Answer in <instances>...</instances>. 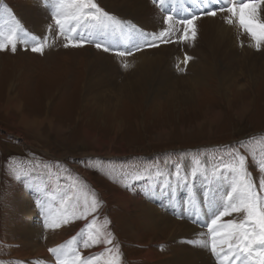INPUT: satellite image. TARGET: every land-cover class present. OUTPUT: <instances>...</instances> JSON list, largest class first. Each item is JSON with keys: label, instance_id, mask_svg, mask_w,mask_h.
I'll use <instances>...</instances> for the list:
<instances>
[{"label": "rangeland", "instance_id": "obj_1", "mask_svg": "<svg viewBox=\"0 0 264 264\" xmlns=\"http://www.w3.org/2000/svg\"><path fill=\"white\" fill-rule=\"evenodd\" d=\"M42 1L0 0V9L10 10L11 16L29 33V37L24 38L28 40L27 50L25 44L20 43L15 53L0 51V262L54 264L55 255L48 252L46 245L52 242L56 246L67 244L68 240L62 241V236L56 241L54 233L58 229L47 230L43 227L44 207L42 210L38 205L44 204V199H41V192L35 197L36 193L31 194L28 189L33 180L41 181L40 187L43 186L41 189L50 199L49 207L53 211L73 180L94 191L103 202L98 222L103 223L105 217L110 221L109 231L120 245V264H176L178 252L184 250L183 247L210 252L200 246L208 239L203 225L210 221L215 211L212 208L210 212L204 203L208 179L203 176L194 178L198 213L189 214L184 211L187 195L184 188L177 186L174 192H170L162 190L159 181H125L113 169H139L145 162H162L169 156L178 159L181 154H185L183 164L188 168L189 157L193 154L199 153L202 157L205 154L224 156L225 146L229 150L232 147L240 148L242 142L244 147L240 150L249 153L248 168L258 183L264 175L255 163L264 159V71H250L231 63L229 70L226 69L227 74H224L222 64L213 63L216 69L206 72L199 80V74L193 67L180 71L185 66H180L176 61L181 55L179 52L191 54L194 46L191 43L188 46L174 43L178 49L175 56L173 52L169 58L172 66L167 68L169 80L165 83L166 92L154 93L150 86L145 90H124L122 86H117L125 82L124 78L114 77V82L104 83L89 93L86 90L90 82L86 66L100 50L93 44L82 48H64L63 39L48 32V26L53 23L48 9L44 11L45 17L40 16L41 28L35 20L30 22L27 16L33 10L40 12L36 6H44ZM98 3L110 12L104 0H98ZM146 3L153 7L150 10L152 20L158 19L160 22L164 13L158 3H154V0ZM164 7L180 15L182 10H198L202 5L194 4L192 0H174L170 6ZM6 22L10 24L11 18L4 12L0 15V25L6 26ZM30 37H47L51 47L46 48L43 55L32 53ZM231 37L233 39V35ZM240 43H236L239 52ZM120 44L119 40L112 42L115 48ZM252 51L260 54L253 47ZM203 60L198 56L194 63L204 64ZM206 65L212 67L210 63ZM164 71L163 67L154 69L156 74ZM182 76L186 79L179 85L181 88L168 85L173 78L179 79L180 84L182 78L179 77ZM23 113L29 115L30 119L33 116L42 119L41 127L21 124ZM50 120L57 126L54 131L51 130ZM29 162L39 164V168L28 176L15 179L10 171L11 166H26ZM48 167L54 172L59 171L62 178H50L47 175ZM213 167H219L215 159L209 163L210 171ZM125 182L131 183L133 188L125 189ZM230 182L231 177L224 173L211 184L218 198L226 194ZM47 183H51L50 191L53 193L46 190ZM107 195H110V199L105 197ZM118 195H121V202ZM23 197L34 199L35 213L26 217L27 230L30 229L29 224L34 225L28 235L31 238L29 248L25 250L31 256L20 258L15 256L17 243L12 239L11 224L17 221L16 214L19 213V202L24 201L21 200ZM138 198L142 199V203H137L135 199ZM128 202H131L130 206H127ZM142 205L148 206L146 213ZM169 218L196 226L197 231L170 238L172 226L164 230L157 226ZM72 225L65 226L73 228L65 236L69 240L77 236L76 245H81V235L77 234L84 228V221H76ZM36 236L40 239L39 243L42 242V248H46L40 256L32 253L33 244L38 243ZM200 236L204 238L201 241ZM196 241L200 242L195 244ZM78 250L86 256H97L100 264H104L107 254L99 255L103 253V245L92 248L80 246ZM143 253L144 258L140 257Z\"/></svg>", "mask_w": 264, "mask_h": 264}, {"label": "snow or ice", "instance_id": "obj_2", "mask_svg": "<svg viewBox=\"0 0 264 264\" xmlns=\"http://www.w3.org/2000/svg\"><path fill=\"white\" fill-rule=\"evenodd\" d=\"M164 2L165 0H154L164 13L163 27L158 32L149 33L106 11L98 0H43L53 21L48 26V32L54 37L62 38L66 49L93 44L97 50L107 53L113 50L112 44L107 41L126 40L131 44L130 50L116 52L118 56L126 58L145 49L159 48L169 43H192L198 37L197 21L205 16H222L224 24L238 28L241 34L250 38L249 46L257 51L264 48V0H192L202 7L198 10H182L180 15L166 9ZM4 12L8 13L11 23L0 25V51L10 50L15 53L20 43H24L27 50L28 40L24 38L29 37V33L11 16L10 10L0 9V15ZM30 38L32 53L43 55L45 49L51 47L47 37ZM243 46L241 41V47ZM191 59L185 54V68ZM123 67L128 68L130 65L125 62ZM185 68L179 70L184 71ZM243 147L241 142L240 148ZM240 148L232 147L229 150L225 146V155L219 157L193 154L189 157L188 168L183 164L185 154H181L178 159L169 156L162 162H145L139 169L113 171L122 175L125 181H159L161 189L165 191L174 192L177 186L184 188L187 192L184 211L189 214L198 213L199 201L194 193L193 180L199 176L205 177L209 187L204 193V203L210 209L215 208V211L212 212L210 221L203 225L207 229L208 239L201 242L200 246L210 251L215 264H264V175L258 183L252 178L253 174L248 168L249 153L242 152ZM212 159H215L219 167H213L210 171L209 163ZM255 163L258 164L259 172L264 174V159ZM37 168L39 164L29 162L26 166L13 164L10 171L19 180ZM224 173L231 177V182L226 194L218 198L211 184ZM47 175L55 180L62 178L60 172H54L51 167L47 168ZM123 187L131 190L133 185L125 182ZM38 206L43 210V203ZM102 206V200L94 191L73 180L67 193L60 196L56 210L49 208L43 213V227L47 230H57L73 222L84 221V228L77 234L81 235V245L74 246L77 236H73L66 245L48 248V252L55 255V264H100L97 256H86L78 250L80 246L92 248L96 245L104 246L103 253L99 254H107L104 264H120V245L109 231L110 221L105 217L103 223L98 222Z\"/></svg>", "mask_w": 264, "mask_h": 264}, {"label": "bare ground", "instance_id": "obj_3", "mask_svg": "<svg viewBox=\"0 0 264 264\" xmlns=\"http://www.w3.org/2000/svg\"><path fill=\"white\" fill-rule=\"evenodd\" d=\"M146 1L148 0H104V3L106 4V8L110 12H112L113 14H117L118 17H121V18L124 17L125 20H127L126 18L130 19L131 20L130 22L135 24L138 28L146 32H149V33L158 32L160 30L159 28L163 27L162 19L160 22H158V19L152 20V17L150 15L152 11L150 10H152L153 7L151 5L149 7ZM173 2L174 0H165L164 5L170 6V4ZM36 7H37L36 9H39L40 12H35L36 10H33L32 12H30V16H27V18L30 20V22L35 20V22L41 28L42 21L40 20V16L45 17L46 14L44 11L45 9H48V8H46L45 5L44 6L39 5ZM48 12L50 13V10ZM197 27H198V37L195 40V42L191 43L192 47L194 46L193 51L190 52L191 54L187 52L186 53L179 52L181 53V55L179 54V56L177 57L178 60L176 61L179 63L180 66H184L183 58L185 54L192 57V59L189 61L188 65L186 66L185 70H189L193 67L197 71L196 73L199 74V77H198L199 80L202 77H204L202 75L207 74L206 72L208 71L213 72V69L214 70L216 69L215 68L216 66H214L213 63H217V64L221 63L222 64L221 66L224 67L223 69L224 74L225 73L227 74L226 69H228L231 63H237L238 65L242 66L243 69L248 68L250 71H252V69H257V70L261 69L262 71H264V60H263L264 48H262L259 51L260 54L253 52L252 47L249 46L251 44L250 38L246 36V34H241L238 28L224 24L222 20V16H217L215 18L205 16L202 19L197 21ZM233 31H234V34H233ZM231 35H233V39ZM115 40H119V39H110L107 42H110L112 44V42ZM119 41H121V44L118 46L119 48L117 46H116L117 48L112 46L113 50L107 53L100 50L99 53L95 54V59L92 57V61H90V63L86 66V72L90 78V82L88 83L86 90H89V93H91L93 92V89L97 90V88L100 87L104 83L114 82V77H117V78H122V80L124 78L125 82H123L121 85H117L120 87L122 86L124 90L125 89L145 90L146 87L150 86V88L154 90L153 91L154 93L166 92L167 87L165 88V83L167 80H169V78L167 77V74H168L167 68L168 67L170 68L172 66L171 59L169 58L173 52H174L173 55L175 56L176 50L178 49L175 47H177L178 45L174 43H169V44L161 45L159 48L145 49L141 52L135 53L131 57L122 58L118 56L116 52L120 50H126V49L130 50L131 44L128 43V41L126 40H123V41L119 40ZM236 41L237 42L242 41L244 44V47H239L241 48L240 52L238 51V46H236V43H237ZM183 44L184 43H181V45ZM185 45L188 46V43H185ZM153 51H159V53H153ZM183 51H185L184 48H183ZM238 53H239L238 55L239 57L236 56V54ZM194 54L196 55L195 57H194ZM198 56L200 59L202 60L204 59L203 60L204 64L194 63L195 59H197ZM125 62H127L130 65V67L124 68L123 64ZM206 63H210L212 67H209L208 65H206ZM206 66H208L210 69H208ZM157 67L159 68L163 67L165 69L164 73H158V74L154 73V69H157ZM179 78H182L180 81V84H178L179 79L173 78L172 80H170L172 82L169 83L168 85L169 86L172 85V87H175V88L180 87L179 85L182 84L181 82H183L184 79H186V77L182 76ZM101 92L106 93V91H101ZM107 93H108L107 95L109 96L112 95L110 92H107ZM114 95H116V93ZM11 104L12 103L10 102V105ZM20 119H21L20 120L21 124L34 125V127H41V123L43 122L42 119L35 118L34 116L30 119L29 115L25 113H23ZM50 122H51V130L54 131L53 129L56 128L57 126L53 123V121L50 120ZM40 184H41V181L33 180V182L28 185V189L30 190L31 194L36 193V195H34L35 197L37 196V194L39 195V193L41 192L40 196L42 198L39 197L37 200H39L40 198L42 200L44 199V204H43L44 210L43 211L45 212L50 208L49 207L50 199L43 191L44 189H41L43 186L40 187ZM46 190L48 192H51L50 191L51 183L46 184ZM105 197L107 199H110V195L109 196L107 195ZM118 199L120 202L122 201L121 195H118ZM21 200H24V201L19 202V209H18L19 213L16 214L17 221L15 224H11L13 225L11 226V229H12L11 231L14 235L12 239L14 238L17 243L16 247H14L16 250L15 256L20 257V258H25V257L31 256L30 253H27V251L25 250L29 248L30 244H28V241H30L31 238L30 236L28 237V235L30 234L31 227L34 226L33 224H29L30 229L27 230L28 224L26 223V217H27V214H29L30 216L33 214V212L35 213L34 211L35 202H34V199H32L31 197L29 199H26V197L25 198L23 197V199ZM135 200H137V203H142L141 198H138ZM129 204H131V202H128L127 206ZM142 206L144 210L148 208L147 205H142ZM147 211L148 210H145V213ZM149 211H151V209H149ZM209 211L211 212V209H209ZM161 223L162 224L157 225L159 228L162 227L161 230H164L169 225L172 226V229L169 234L170 238L176 235L191 234L197 231L196 226L190 225L191 226L190 228V226H188L187 223L183 221L180 223V221L174 220L173 218H169L167 219V221H162ZM38 231L39 230H37V232ZM72 231H73V228L70 229V228L62 227L61 229H58V231L54 233L56 241L59 238H61V236H62V241L68 240L65 235L67 232H72ZM204 231L207 233L206 227L204 228L203 232ZM139 238H140V235H139ZM198 238L200 241L204 239L203 236H200ZM36 239L38 243L33 242L35 243L33 244V246L35 247H34V252H32V253H35L36 256H40L44 254L46 248L56 247V245H54L55 242H52L51 244H49V246L46 245V248L44 247L42 248V245H41L42 242L39 243V240H40L39 237L36 236ZM200 241H196L195 244L199 243ZM183 249L184 250L181 249L182 250L181 252L180 251L178 252L179 258H177L176 264H215V258L208 251L205 252L203 249H199L195 251L191 247L190 248L183 247ZM93 253L94 251H92V254ZM148 253L149 252H147L146 255H148ZM140 257L142 258L146 257L145 253L141 254Z\"/></svg>", "mask_w": 264, "mask_h": 264}, {"label": "crops", "instance_id": "obj_4", "mask_svg": "<svg viewBox=\"0 0 264 264\" xmlns=\"http://www.w3.org/2000/svg\"><path fill=\"white\" fill-rule=\"evenodd\" d=\"M51 193H53V192H51ZM55 193H56V192H55ZM54 195H55V194H54ZM56 197H57V196H56ZM56 197H55V198H56ZM56 199H58V198H56ZM38 217L40 218V215H38ZM69 226H74V225L71 224V225H69ZM77 240H78V238H77ZM77 240H76V241H77ZM68 241H69V239H68ZM65 243H66V242H65ZM74 246H76V242H75Z\"/></svg>", "mask_w": 264, "mask_h": 264}]
</instances>
